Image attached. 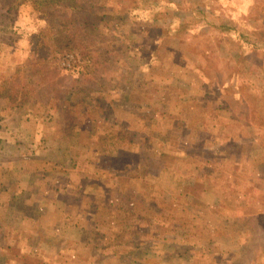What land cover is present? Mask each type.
Masks as SVG:
<instances>
[{
  "label": "rangeland",
  "instance_id": "1",
  "mask_svg": "<svg viewBox=\"0 0 264 264\" xmlns=\"http://www.w3.org/2000/svg\"><path fill=\"white\" fill-rule=\"evenodd\" d=\"M110 5L56 78L0 5V264H264V0Z\"/></svg>",
  "mask_w": 264,
  "mask_h": 264
},
{
  "label": "trees",
  "instance_id": "2",
  "mask_svg": "<svg viewBox=\"0 0 264 264\" xmlns=\"http://www.w3.org/2000/svg\"><path fill=\"white\" fill-rule=\"evenodd\" d=\"M26 2H30L35 10L43 9L46 18L45 27L31 37V66L34 69L38 66V71L44 70L52 74V78L57 77V71L54 66L48 65L51 61H57L58 56L74 48L78 49L77 41L85 42L90 37L94 40L92 35L97 34V23L89 22V18H96L93 15L100 10L109 17L107 14L114 9L110 0H0V5L2 9H15ZM42 62L47 66L41 65Z\"/></svg>",
  "mask_w": 264,
  "mask_h": 264
},
{
  "label": "crops",
  "instance_id": "3",
  "mask_svg": "<svg viewBox=\"0 0 264 264\" xmlns=\"http://www.w3.org/2000/svg\"><path fill=\"white\" fill-rule=\"evenodd\" d=\"M236 94H239L240 95V92L236 93Z\"/></svg>",
  "mask_w": 264,
  "mask_h": 264
}]
</instances>
